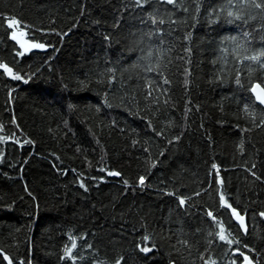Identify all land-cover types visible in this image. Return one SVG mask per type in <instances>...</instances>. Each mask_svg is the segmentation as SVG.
Instances as JSON below:
<instances>
[{
  "label": "trees",
  "instance_id": "1",
  "mask_svg": "<svg viewBox=\"0 0 264 264\" xmlns=\"http://www.w3.org/2000/svg\"><path fill=\"white\" fill-rule=\"evenodd\" d=\"M261 52L264 0H0L9 264H264Z\"/></svg>",
  "mask_w": 264,
  "mask_h": 264
},
{
  "label": "water",
  "instance_id": "2",
  "mask_svg": "<svg viewBox=\"0 0 264 264\" xmlns=\"http://www.w3.org/2000/svg\"><path fill=\"white\" fill-rule=\"evenodd\" d=\"M11 24V27L9 26ZM8 26L11 28V34H10V39L12 41H14L17 45V47L21 50V52L25 53L26 52V48L29 49V50H32V51H37V52H44L45 50V46L43 44L44 47L43 48H33V47H30V44H24L20 39H18V34H17V30H16V26L14 25V23H12V21H8ZM13 35H15V39L13 38ZM23 45V46H22ZM259 86V87H257ZM255 89V91H254ZM262 89V86H260L258 83H255L252 85L251 89H250V93H251V96L255 102V104L257 106H259L261 109H264V104H261L258 100H257V93L259 92V90ZM238 214V213H236ZM240 217L243 218V226H241V221L239 219H237V215H234L233 214V222L234 224L239 228V230L242 232V233H246L247 231V226H246V217L242 214H238ZM0 255L3 256V260L5 261V263H10V260L8 258L7 255H3L2 251H0ZM247 256L248 259L251 261V264H256L249 255H244L242 257V260L240 262V264H245V260H244V257Z\"/></svg>",
  "mask_w": 264,
  "mask_h": 264
},
{
  "label": "snow or ice",
  "instance_id": "3",
  "mask_svg": "<svg viewBox=\"0 0 264 264\" xmlns=\"http://www.w3.org/2000/svg\"><path fill=\"white\" fill-rule=\"evenodd\" d=\"M169 2L171 3L172 0H169ZM256 7H261V5L257 4ZM229 15H232V13H229ZM12 23H17V22L16 21H12ZM9 26L11 27V24ZM13 38L15 39V35H13ZM30 47H33V48H43L44 46L41 45V44H32V45H30ZM25 50L27 51L28 49L26 48ZM20 54L22 55L23 53H20ZM259 56H264V52H261L260 54H258V56L250 57V59L257 60L259 58ZM5 71H8L11 74V69H8L6 66H5ZM14 78L19 79L18 76L17 77H14ZM237 83H239V81H237ZM257 87H259V86H257ZM254 91H255V89H254ZM257 100L261 104H264V88L260 89L259 92L257 93ZM213 167L215 168L216 166L213 165ZM109 174L110 175H119V173H109ZM143 182H144V178L141 177L140 178V183L143 184ZM81 186L83 187V185H81ZM221 201H222V203H224L223 196H221ZM180 203L183 204L184 201L181 200ZM233 214L234 215H237V219H239L241 221V226H243V218L240 217L238 214H236L235 213V210L233 211ZM209 215H211V213H209ZM262 215H264V214H262ZM220 239L221 240H224L225 239V236L223 234H221L220 235ZM229 243H231V241H229ZM73 247H75V244H73ZM141 251L147 253V252L151 251V249L145 247V248H141ZM70 253H71V249H66V255H70ZM241 255H243V254L241 253ZM244 260H245V264H251V261L248 259L247 256L244 257ZM117 264H119V262H117Z\"/></svg>",
  "mask_w": 264,
  "mask_h": 264
},
{
  "label": "bare ground",
  "instance_id": "4",
  "mask_svg": "<svg viewBox=\"0 0 264 264\" xmlns=\"http://www.w3.org/2000/svg\"><path fill=\"white\" fill-rule=\"evenodd\" d=\"M11 33H12V32H11ZM11 33H10V34H11ZM9 38H10V36H9ZM47 49H48V47L45 46V50H44V52H45ZM35 52H37V51H35ZM22 53H23V52H22ZM5 133H6V132H5ZM0 251H1V250H0ZM2 253H3V252H2ZM3 255H6V254L3 253ZM7 256H8V255H7ZM8 258H9V257H8ZM9 260H10V259H9ZM8 264H9V263H8Z\"/></svg>",
  "mask_w": 264,
  "mask_h": 264
}]
</instances>
